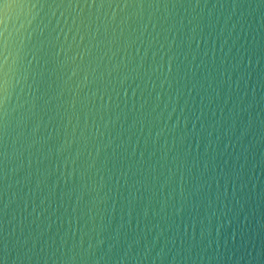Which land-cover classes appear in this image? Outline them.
I'll return each instance as SVG.
<instances>
[{"label":"clouds","instance_id":"9594fccd","mask_svg":"<svg viewBox=\"0 0 264 264\" xmlns=\"http://www.w3.org/2000/svg\"><path fill=\"white\" fill-rule=\"evenodd\" d=\"M262 205L264 0H0V264H264Z\"/></svg>","mask_w":264,"mask_h":264},{"label":"water","instance_id":"95a60500","mask_svg":"<svg viewBox=\"0 0 264 264\" xmlns=\"http://www.w3.org/2000/svg\"><path fill=\"white\" fill-rule=\"evenodd\" d=\"M261 212L264 213V205L261 206ZM264 242V232H261L259 234V236L254 239L251 243H262ZM240 243L239 238H237V240L234 242L235 245H238ZM249 246H251V244H249Z\"/></svg>","mask_w":264,"mask_h":264}]
</instances>
